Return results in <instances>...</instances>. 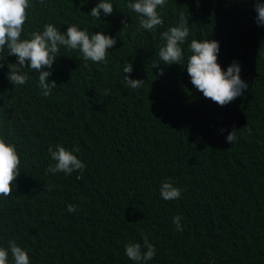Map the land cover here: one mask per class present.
Instances as JSON below:
<instances>
[{
	"label": "trees",
	"instance_id": "16d2710c",
	"mask_svg": "<svg viewBox=\"0 0 264 264\" xmlns=\"http://www.w3.org/2000/svg\"><path fill=\"white\" fill-rule=\"evenodd\" d=\"M99 2L29 0L21 39L50 23L117 41L107 63L87 67L78 50L60 46L48 97L27 66L24 85L9 83L16 57L0 52V138L16 145L21 160L12 194L0 196V247L15 240L30 264H136L124 245H143V234L155 256L141 264H264V26L256 23V0H166L157 9L163 25L152 32L127 8L134 0H108L113 13L95 19L89 13ZM181 13L189 23L184 65L192 39L219 43L222 70L240 63L248 88L232 103L205 98L186 67L160 60L161 33ZM129 62L125 75L144 79L139 89L123 79ZM57 145L79 146L73 154L83 172L46 171L55 163L48 147ZM168 180L181 189L176 200L160 195ZM177 215L183 231L175 230Z\"/></svg>",
	"mask_w": 264,
	"mask_h": 264
},
{
	"label": "clouds",
	"instance_id": "9594fccd",
	"mask_svg": "<svg viewBox=\"0 0 264 264\" xmlns=\"http://www.w3.org/2000/svg\"><path fill=\"white\" fill-rule=\"evenodd\" d=\"M165 4L166 0H134L127 4V8L138 15L140 28L152 32L157 26L163 25V19L157 9L158 7L163 8ZM28 8L29 0H0V52L6 49L7 55L15 56L17 61L8 65L9 83L14 86L24 85L29 76L22 72V69L27 66L39 73L38 87L42 90V95L48 97L52 89L57 86L55 81L50 82L48 78L52 75L50 69L57 59L60 46L78 50L82 54L85 67H87L88 61L107 63L108 49L117 43L116 39L103 32L89 35L86 30H80L75 24L68 25L66 32H61L53 24H45L43 31L32 32L29 34V38L21 39ZM101 10L104 16H109L113 13V4L108 0H100L89 14L95 19H100ZM255 11L257 25L264 26V3L256 0ZM121 23L124 25L123 28L128 25L126 20H122ZM188 25V18H185L181 13L179 23L161 33L164 44L158 52L160 60L168 66L179 64L186 67L191 84L205 98L221 107L232 103L248 88L247 82L240 76V63L234 60L227 67V71H224L217 62L219 43L209 39H192L188 45L191 55L184 65V55L180 45L189 36ZM159 64H155L153 67H158ZM3 67L4 65L0 64V68ZM132 71L133 65L129 62L123 68V79L129 88L139 89L143 86L144 79H131L130 75H125L131 74ZM159 74H164L163 68H160ZM105 92L107 94L108 90ZM221 131L224 130L221 129ZM226 141L230 144L236 141L235 128L227 135ZM79 151V146L74 147L72 151L66 150L60 145H57L55 149L49 146L48 153L55 163H50L46 171L52 174L62 172L66 176L71 175L74 171L83 172L86 165L73 154V152ZM20 164L21 160L16 145L0 138V196L8 197L12 194L13 185L21 172ZM46 187L48 191H51L54 186ZM160 195L166 201L176 200L181 195V189L174 187L172 181L168 180L161 183ZM76 208L77 206L69 204L67 211L74 213ZM181 220L182 217L179 215L173 217L176 231H183ZM141 238L143 245L138 242H129L124 245L125 255L136 264L152 260L155 256V247L150 243L148 237L141 234ZM9 254H11L13 264H30L28 253L19 247L15 240L8 242V248L0 247V264H8Z\"/></svg>",
	"mask_w": 264,
	"mask_h": 264
}]
</instances>
